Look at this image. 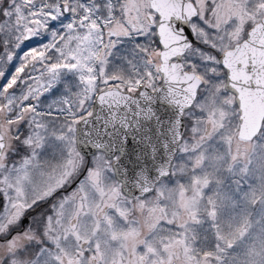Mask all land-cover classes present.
Here are the masks:
<instances>
[{
    "label": "snow or ice",
    "instance_id": "1",
    "mask_svg": "<svg viewBox=\"0 0 264 264\" xmlns=\"http://www.w3.org/2000/svg\"><path fill=\"white\" fill-rule=\"evenodd\" d=\"M0 264H264V0H0Z\"/></svg>",
    "mask_w": 264,
    "mask_h": 264
}]
</instances>
